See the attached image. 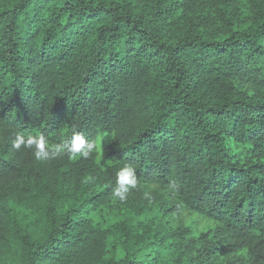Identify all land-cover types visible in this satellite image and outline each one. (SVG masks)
I'll return each mask as SVG.
<instances>
[{
  "label": "trees",
  "instance_id": "trees-1",
  "mask_svg": "<svg viewBox=\"0 0 264 264\" xmlns=\"http://www.w3.org/2000/svg\"><path fill=\"white\" fill-rule=\"evenodd\" d=\"M0 264H264V0H0Z\"/></svg>",
  "mask_w": 264,
  "mask_h": 264
},
{
  "label": "clouds",
  "instance_id": "clouds-1",
  "mask_svg": "<svg viewBox=\"0 0 264 264\" xmlns=\"http://www.w3.org/2000/svg\"><path fill=\"white\" fill-rule=\"evenodd\" d=\"M12 148L20 150L26 148L34 150L36 160L45 161L67 155L70 159L89 158L94 152L100 150L98 141L86 139L82 133L74 132L70 142L49 144L43 134L36 136L29 135L27 138L23 133L17 132L12 141ZM138 187L136 169L131 165H126L116 172L115 187L112 189V197L123 202L127 200L132 189ZM175 188V184L172 185ZM145 198L151 199L149 193H145Z\"/></svg>",
  "mask_w": 264,
  "mask_h": 264
},
{
  "label": "rangeland",
  "instance_id": "rangeland-1",
  "mask_svg": "<svg viewBox=\"0 0 264 264\" xmlns=\"http://www.w3.org/2000/svg\"><path fill=\"white\" fill-rule=\"evenodd\" d=\"M103 147L104 145L103 143H101L100 149H102ZM115 213L116 214L111 217V222H115L121 218V214H119L121 213L120 211H116ZM169 220L174 226H177L179 224L178 219L171 217ZM180 222L182 226L193 228L194 230H196V232L202 231L209 227V223L195 213H183L180 218Z\"/></svg>",
  "mask_w": 264,
  "mask_h": 264
}]
</instances>
